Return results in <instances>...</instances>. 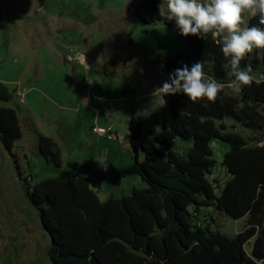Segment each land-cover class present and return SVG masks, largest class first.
Wrapping results in <instances>:
<instances>
[{
  "label": "rangeland",
  "instance_id": "obj_1",
  "mask_svg": "<svg viewBox=\"0 0 264 264\" xmlns=\"http://www.w3.org/2000/svg\"><path fill=\"white\" fill-rule=\"evenodd\" d=\"M131 1L0 0V84L13 93L0 106L16 108L23 132L10 150L0 142V264H51L50 237L25 184L80 172L101 200L147 185L126 172L133 161L129 120L137 116L146 134L169 121L162 94L155 93L168 79L161 60L186 58L187 45L174 21L163 16L143 23ZM160 8L166 10L165 1ZM251 14L244 13L246 24ZM256 53L262 58V49ZM258 67L264 68V59ZM227 96L239 105L231 84ZM225 122L248 137L256 134ZM38 133L54 136L61 166L38 152ZM210 145L217 162L210 177L222 185L230 176L222 165L229 144L213 138ZM197 218L228 235L243 230L246 221L209 207Z\"/></svg>",
  "mask_w": 264,
  "mask_h": 264
},
{
  "label": "trees",
  "instance_id": "obj_2",
  "mask_svg": "<svg viewBox=\"0 0 264 264\" xmlns=\"http://www.w3.org/2000/svg\"><path fill=\"white\" fill-rule=\"evenodd\" d=\"M165 0H132L130 8L143 23L163 18ZM260 15L249 17L257 26ZM187 56L165 55L161 62L169 75L184 64L202 61L205 71L225 84L222 99L192 103L182 93L163 96L170 113L155 133L146 134L137 116L129 120L133 161L127 173L146 182L131 193L101 200L88 175L74 172L25 184L30 203L38 210L50 237L47 256L51 264H261L264 260V81L253 77L251 87L239 94V105L228 100L225 58L211 34L207 39L184 36ZM256 50L241 62L260 72L264 59ZM251 73V74H252ZM13 97L0 84V103ZM231 119L256 133L234 130ZM23 135L16 108L0 106V142L10 150ZM226 141L222 165L229 173L222 185L212 179L216 159L210 142ZM38 152L56 166L62 165L54 139L37 135ZM140 154L142 155L140 157ZM213 208L238 219L243 230L228 235L198 220L202 208ZM253 238L250 250L246 243Z\"/></svg>",
  "mask_w": 264,
  "mask_h": 264
},
{
  "label": "clouds",
  "instance_id": "obj_3",
  "mask_svg": "<svg viewBox=\"0 0 264 264\" xmlns=\"http://www.w3.org/2000/svg\"><path fill=\"white\" fill-rule=\"evenodd\" d=\"M166 10L161 15L174 21L183 36H197L207 39L209 34L220 36L216 41L225 58H228L226 78L231 81L233 92L239 93L251 87L254 79L250 64L241 68V62L256 49H264V29L246 25L244 13L260 15L264 24V0H165ZM221 34H223L221 36ZM225 84L218 82L205 71L202 61L191 67L184 64L169 73L168 79L155 89V93L175 95L182 93L192 102L207 100L216 103L222 99Z\"/></svg>",
  "mask_w": 264,
  "mask_h": 264
},
{
  "label": "built area",
  "instance_id": "obj_4",
  "mask_svg": "<svg viewBox=\"0 0 264 264\" xmlns=\"http://www.w3.org/2000/svg\"><path fill=\"white\" fill-rule=\"evenodd\" d=\"M256 74H263L264 75V68L262 69V70H260V72H257ZM96 131H98V132H106V130L104 129V128H96ZM109 137H110V135H109Z\"/></svg>",
  "mask_w": 264,
  "mask_h": 264
},
{
  "label": "bare ground",
  "instance_id": "obj_5",
  "mask_svg": "<svg viewBox=\"0 0 264 264\" xmlns=\"http://www.w3.org/2000/svg\"><path fill=\"white\" fill-rule=\"evenodd\" d=\"M258 78H255L258 81H264V75L263 74H257Z\"/></svg>",
  "mask_w": 264,
  "mask_h": 264
},
{
  "label": "crops",
  "instance_id": "obj_6",
  "mask_svg": "<svg viewBox=\"0 0 264 264\" xmlns=\"http://www.w3.org/2000/svg\"><path fill=\"white\" fill-rule=\"evenodd\" d=\"M42 134H43V133H42ZM50 137H52V138L54 139V141L57 143V141L55 140L54 136H50Z\"/></svg>",
  "mask_w": 264,
  "mask_h": 264
}]
</instances>
